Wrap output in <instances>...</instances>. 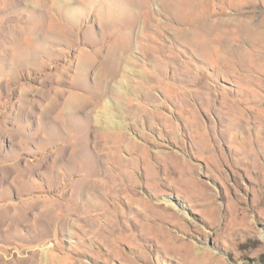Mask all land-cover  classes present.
<instances>
[{
    "label": "rangeland",
    "instance_id": "1",
    "mask_svg": "<svg viewBox=\"0 0 264 264\" xmlns=\"http://www.w3.org/2000/svg\"><path fill=\"white\" fill-rule=\"evenodd\" d=\"M213 263L264 264V0H0V264Z\"/></svg>",
    "mask_w": 264,
    "mask_h": 264
},
{
    "label": "bare ground",
    "instance_id": "2",
    "mask_svg": "<svg viewBox=\"0 0 264 264\" xmlns=\"http://www.w3.org/2000/svg\"><path fill=\"white\" fill-rule=\"evenodd\" d=\"M16 2L17 3H19V4H23L24 3V0H16ZM19 31H20V29H19ZM21 33V32H20ZM22 34H20L19 36H21ZM17 39V38H16ZM21 40L22 38L21 37H18V40ZM168 205L169 206H171V207H177L174 203H171V202H168ZM211 255L212 254H209V257H211ZM204 256H205V254H204ZM209 257H207V258H209ZM41 258V257H40ZM204 259H206L205 257H204ZM213 264H215V263H213Z\"/></svg>",
    "mask_w": 264,
    "mask_h": 264
}]
</instances>
